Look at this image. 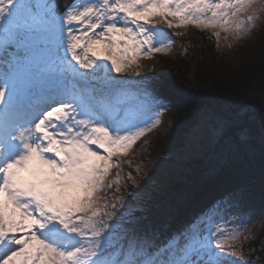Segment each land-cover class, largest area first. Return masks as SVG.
<instances>
[{
  "label": "snow or ice",
  "instance_id": "6c2138e0",
  "mask_svg": "<svg viewBox=\"0 0 264 264\" xmlns=\"http://www.w3.org/2000/svg\"><path fill=\"white\" fill-rule=\"evenodd\" d=\"M257 2L73 0L60 12L50 0H0L6 39L22 45L57 32L71 61L104 84L99 91L65 87L36 105L30 89L18 94L7 79L0 82V264H236L225 258L240 255L228 247L239 223L228 219L230 204L215 205L222 215L206 216L205 227L194 221L155 247L128 236L123 211L101 205L98 193L112 187L105 178L119 157L160 123L158 110L147 121L133 115V101L110 71L170 48L158 46L164 34L153 31L156 24L219 29L217 42L221 31L243 39ZM66 70L74 79L87 76L71 63Z\"/></svg>",
  "mask_w": 264,
  "mask_h": 264
},
{
  "label": "trees",
  "instance_id": "16d2710c",
  "mask_svg": "<svg viewBox=\"0 0 264 264\" xmlns=\"http://www.w3.org/2000/svg\"><path fill=\"white\" fill-rule=\"evenodd\" d=\"M156 25L163 37L179 43V50L153 64L144 91L154 110L167 108L173 124L145 150L119 157L120 171L107 195L132 196L136 187L131 175L137 163L166 157L184 145L202 111L210 109L224 122L216 149L230 142L241 147L242 155L219 165L214 163V150L188 159L162 187L142 197L144 206L135 215L143 216L144 222L157 220L155 226L143 220L138 224L146 228V241L158 247L192 222L200 226L223 201L251 226L242 243L248 260L240 264H264V24L226 52L217 48L212 33L195 25ZM3 50L0 45V54Z\"/></svg>",
  "mask_w": 264,
  "mask_h": 264
},
{
  "label": "rangeland",
  "instance_id": "374dc122",
  "mask_svg": "<svg viewBox=\"0 0 264 264\" xmlns=\"http://www.w3.org/2000/svg\"><path fill=\"white\" fill-rule=\"evenodd\" d=\"M33 2H35V0H33ZM41 2H47V0H41ZM262 2H264V0H258L257 4L254 5L257 19H255L251 31L243 39L233 40L231 36L225 39L227 34L221 31L220 40L217 42L215 32L219 31V29L209 28L203 30L214 35L216 46L219 50L223 52L229 51L232 46L242 43L243 40L256 32L260 25L264 24V10L260 9V4ZM51 3L56 5L55 1ZM251 14H253L252 11L244 13L243 15L246 17ZM153 31L161 32V29L156 25ZM156 40L158 46L161 42L163 44L170 43V48H168L166 52L153 54L151 58H139L137 63L121 73H116L115 71H110L109 73L118 83L119 88L125 96L133 101V115L138 117L140 121H147L150 117L157 116V110L153 109L151 100L148 98L149 94L144 91V88H149L144 86L145 81L148 79V72L152 69L153 64L160 60L161 56L167 52L172 56L177 54L179 50V43L171 39L169 40L165 36L158 35ZM9 43H13L14 47L7 51L3 50L0 54V82L7 79L15 86L18 94H24L26 90L30 89L33 103L43 101L44 97L48 99L50 95L67 87L69 84L76 86L78 89H81V87L85 89L95 88L97 91L104 87L103 81L94 77L91 70L79 69L78 66L75 65V62L71 61L70 54L66 52V46H62L61 38L57 32L50 30L43 36L41 41H26L22 45L15 44V42L6 39L3 33H0V45L6 49ZM70 63L76 67L79 72H86L87 76L74 79L72 74L66 70ZM2 72L3 74H1ZM135 82L137 83L133 84ZM158 115L160 117V123L155 124L150 131L146 132L136 141L128 153L124 154L127 158L128 156H134L145 150L152 138L169 131L173 124L171 113L167 108H162L158 110ZM261 116L264 139V111ZM223 123L222 118L218 114L210 109H204L200 114L198 123L188 134L184 145L175 149L166 157L158 159L153 158L137 163V166L134 168L136 169L135 174L131 175L136 187L132 196L126 197L116 195L111 198L107 195L110 189L107 187L102 192L98 193L102 198L100 201L101 205L104 203H108L109 205L111 203H116L115 211L117 215L123 211L124 214L120 217L119 223L128 230V236L136 237L138 242H145L147 240L146 228L143 224H138L143 220V216L135 215L136 211L144 206L142 197L162 187L166 181L176 175L179 169L183 168L188 159L214 150L212 151L213 153L215 152L214 163L215 165H219L226 159L236 160L242 155L241 147L230 142L216 149ZM93 147L95 148V146ZM118 167H113L110 170V174L105 178L106 185H112L113 182H116V173L120 171ZM218 215H222V213L216 209L209 213L207 217H211V220L214 221ZM157 217V219H159L161 215ZM228 219L239 221L237 224L238 232H236L235 242L228 247L229 250L239 251L240 255L236 257L226 255L225 258L229 261H235L236 264L245 263L248 258L245 256L246 253L242 248V243L243 240L249 236L251 226H249V223L247 224L246 220H244L241 215L233 211H229ZM203 221H205V218H203L200 223V227L202 228L205 227L207 223L211 222L207 221L202 223ZM157 222V220H149L144 223L153 227ZM233 231L236 230L233 229Z\"/></svg>",
  "mask_w": 264,
  "mask_h": 264
},
{
  "label": "water",
  "instance_id": "95a60500",
  "mask_svg": "<svg viewBox=\"0 0 264 264\" xmlns=\"http://www.w3.org/2000/svg\"><path fill=\"white\" fill-rule=\"evenodd\" d=\"M52 1H55L60 12H63L65 10L66 5H71L73 3V0H50V2Z\"/></svg>",
  "mask_w": 264,
  "mask_h": 264
}]
</instances>
